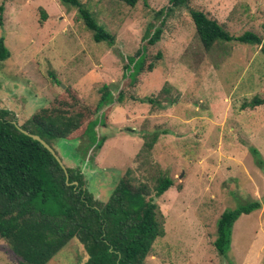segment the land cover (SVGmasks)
<instances>
[{
	"label": "rangeland",
	"instance_id": "rangeland-1",
	"mask_svg": "<svg viewBox=\"0 0 264 264\" xmlns=\"http://www.w3.org/2000/svg\"><path fill=\"white\" fill-rule=\"evenodd\" d=\"M80 1L115 36L113 44L95 42L76 7L60 0H0V37L10 51L0 62V108L21 125L69 86L83 104L94 106L99 87L109 85L115 102L106 125L95 129L97 138L106 137L101 148L95 150L86 136L52 146L65 166L81 169L100 201L128 168L134 183L150 191L157 177L173 179L154 198L165 232L144 264H264V205L235 220L225 255L213 245L225 209L264 201V163L258 166L248 150L255 146L264 161V104L240 108L255 96L264 98L261 45L218 40L205 49L187 8L159 14L168 0H138L133 7L120 0ZM189 7L234 36L250 30L264 39V0H190ZM157 26L161 58L129 83L122 65ZM148 96L159 102L142 101ZM153 132L157 140L145 148ZM86 258L83 243L72 237L46 264H83ZM0 264H19L2 238Z\"/></svg>",
	"mask_w": 264,
	"mask_h": 264
},
{
	"label": "trees",
	"instance_id": "trees-1",
	"mask_svg": "<svg viewBox=\"0 0 264 264\" xmlns=\"http://www.w3.org/2000/svg\"><path fill=\"white\" fill-rule=\"evenodd\" d=\"M75 6L85 27L95 42L111 45L115 36L105 30L93 13L80 0H60ZM135 6L138 0H120ZM190 0H168V6L159 11L168 14L175 8H187L197 36L205 49L216 41H236L261 45L264 39L246 30L234 36L216 19L203 11L189 7ZM3 6H0V23ZM46 16L41 12V20ZM42 22V21H40ZM145 36L135 55L126 57L122 76L135 83L144 71H152L161 51L157 47L162 32L154 27ZM10 56V51L0 37V62ZM146 59L150 61L146 64ZM54 82L55 74L50 72ZM165 90L163 87L160 91ZM99 98L94 106L86 105L73 87H67L47 106L39 108L20 126L38 134L51 146L53 141L86 136L95 150H99L106 137L95 136L96 126H105L112 103L115 102L110 86L98 89ZM124 97L118 91L116 101ZM158 103L153 97L142 98ZM264 104V98L255 96L244 101L240 108H254ZM106 106L97 118L99 110ZM14 114L0 108V238L4 239L19 264H46L72 237L83 243L87 258L83 264H144L154 240L164 235L162 214L155 197L162 195L173 184L167 175L159 176L153 191L146 184H135L131 169L118 178L106 201L95 198L85 184L79 167H67V175L54 156L37 140L21 132L15 125ZM158 133L153 132L144 141L145 148H152ZM74 139V138H73ZM53 147V146H52ZM255 163L264 161L259 150L248 146ZM85 151V150H84ZM82 150V153H84ZM76 182V183H75ZM154 192V195H151ZM264 205L259 199L225 209L216 222L215 250L225 255L230 247L232 226L241 214H248Z\"/></svg>",
	"mask_w": 264,
	"mask_h": 264
},
{
	"label": "water",
	"instance_id": "water-1",
	"mask_svg": "<svg viewBox=\"0 0 264 264\" xmlns=\"http://www.w3.org/2000/svg\"><path fill=\"white\" fill-rule=\"evenodd\" d=\"M13 122H15V125L17 126V128L21 132H23L24 134H26V135L32 137L33 139L39 141L54 156V158L57 160L59 165L63 168V170H64V172L66 174V179H67L68 175H67L66 166L64 165V163L62 162L60 156L57 154V152L54 150V148L50 144H48L44 139H42L38 134L31 133L28 130L23 129L19 124L16 123V121H13Z\"/></svg>",
	"mask_w": 264,
	"mask_h": 264
}]
</instances>
